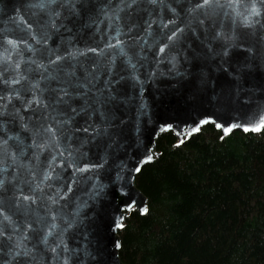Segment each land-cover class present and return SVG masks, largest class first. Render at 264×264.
Segmentation results:
<instances>
[{
  "label": "water",
  "instance_id": "water-1",
  "mask_svg": "<svg viewBox=\"0 0 264 264\" xmlns=\"http://www.w3.org/2000/svg\"><path fill=\"white\" fill-rule=\"evenodd\" d=\"M262 120L264 0H0V264H125L158 136Z\"/></svg>",
  "mask_w": 264,
  "mask_h": 264
},
{
  "label": "trees",
  "instance_id": "trees-1",
  "mask_svg": "<svg viewBox=\"0 0 264 264\" xmlns=\"http://www.w3.org/2000/svg\"><path fill=\"white\" fill-rule=\"evenodd\" d=\"M142 167L136 187L147 211L119 230L125 264H264V127L220 137L210 124Z\"/></svg>",
  "mask_w": 264,
  "mask_h": 264
},
{
  "label": "snow or ice",
  "instance_id": "snow-or-ice-1",
  "mask_svg": "<svg viewBox=\"0 0 264 264\" xmlns=\"http://www.w3.org/2000/svg\"><path fill=\"white\" fill-rule=\"evenodd\" d=\"M204 2L205 3H207L208 2V0H204ZM260 127H264V120H262L261 121V125L260 126H258V127H256V128H253V129H245V131H249V130H252V131H258V130H260ZM152 159V157H148V160H151ZM137 171H139V169H137ZM146 211V210H145ZM119 226V225H118Z\"/></svg>",
  "mask_w": 264,
  "mask_h": 264
}]
</instances>
